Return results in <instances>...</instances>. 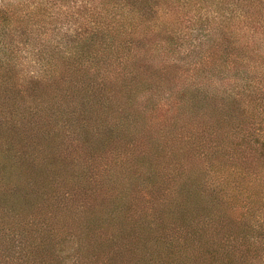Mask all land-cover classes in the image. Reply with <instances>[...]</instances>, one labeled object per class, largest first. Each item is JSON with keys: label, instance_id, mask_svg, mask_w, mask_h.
Wrapping results in <instances>:
<instances>
[{"label": "trees", "instance_id": "obj_1", "mask_svg": "<svg viewBox=\"0 0 264 264\" xmlns=\"http://www.w3.org/2000/svg\"><path fill=\"white\" fill-rule=\"evenodd\" d=\"M0 264H264V0H0Z\"/></svg>", "mask_w": 264, "mask_h": 264}, {"label": "rangeland", "instance_id": "obj_2", "mask_svg": "<svg viewBox=\"0 0 264 264\" xmlns=\"http://www.w3.org/2000/svg\"><path fill=\"white\" fill-rule=\"evenodd\" d=\"M5 1H6V2H9V3H16V2L21 1V0H5ZM34 2H35V0H34ZM169 53H170V52H169ZM169 53H168V54H169ZM163 55L166 56V53L163 52ZM177 79H179V76L176 74V72H171L169 75H166V80H167V81H165V82L163 83V86L161 87V89H165V90H167L168 87H167L166 84H167L168 82H172V83H175V84H176Z\"/></svg>", "mask_w": 264, "mask_h": 264}]
</instances>
